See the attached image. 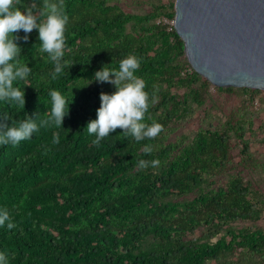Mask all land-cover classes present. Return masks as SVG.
<instances>
[{"label": "trees", "instance_id": "16d2710c", "mask_svg": "<svg viewBox=\"0 0 264 264\" xmlns=\"http://www.w3.org/2000/svg\"><path fill=\"white\" fill-rule=\"evenodd\" d=\"M173 2L64 0L63 61L73 64L55 79L38 30L17 41L19 62L32 72L14 81L25 93L23 108L0 101V122L5 113L17 123L36 114L39 124L50 116L51 91L69 101V115L61 127L0 145V209L16 224L0 227L9 264H264V224L256 223L264 193L255 184L264 182V121H253L264 112L263 90L211 92L162 20H172ZM130 54L140 58L135 75L150 97L144 122L164 131L136 142L117 128L93 145L87 122L96 118L99 94L115 86L94 79L84 85ZM221 95L230 98L223 118ZM183 122L189 126L179 129ZM154 159L159 166L138 169L140 160Z\"/></svg>", "mask_w": 264, "mask_h": 264}, {"label": "clouds", "instance_id": "9594fccd", "mask_svg": "<svg viewBox=\"0 0 264 264\" xmlns=\"http://www.w3.org/2000/svg\"><path fill=\"white\" fill-rule=\"evenodd\" d=\"M68 20L64 0H43L42 5H38L35 0H32L30 5L24 4L23 0H0V101L18 105L21 109L25 104V93L20 87H14V81L26 80L32 68L28 67L26 62L23 64L19 62L21 47L17 41L22 39L27 42L28 34L33 29L38 30L40 50L46 52L54 63L53 79L62 73L65 67L69 68L73 64L63 61ZM20 30L25 33L23 37L14 35ZM139 67L140 58L130 54L120 61L118 69L103 65L94 72V78L84 85L87 86L94 79L98 83L107 82L115 86V91L111 94L105 92L99 94L100 106L96 109V118L87 122L88 134H95L93 145L99 146L101 141L117 128L122 129L125 139L131 137L136 142L155 139L164 131L160 123L144 122L145 114L150 107V97L145 91V81L135 75ZM50 96L52 100L50 116L40 120L39 124L36 114L34 118L26 116L17 123L5 113L3 116L5 122H0V145L16 146L23 140L31 139L41 127L53 124L61 127L63 119L69 115V101L58 91H51ZM8 120H11V124L6 122ZM59 140V133H54L53 144H58ZM152 150L151 145L143 147L146 154H150ZM159 163L158 159L140 160L138 169L157 167ZM5 225L9 230L16 227L7 208L0 209V227ZM0 264H9L8 254L0 252Z\"/></svg>", "mask_w": 264, "mask_h": 264}, {"label": "water", "instance_id": "95a60500", "mask_svg": "<svg viewBox=\"0 0 264 264\" xmlns=\"http://www.w3.org/2000/svg\"><path fill=\"white\" fill-rule=\"evenodd\" d=\"M190 67L213 86L264 90V0H174Z\"/></svg>", "mask_w": 264, "mask_h": 264}, {"label": "rangeland", "instance_id": "374dc122", "mask_svg": "<svg viewBox=\"0 0 264 264\" xmlns=\"http://www.w3.org/2000/svg\"><path fill=\"white\" fill-rule=\"evenodd\" d=\"M121 6H123L125 9L128 8L126 6V4L121 1ZM164 23H170L171 24V21L172 20H166V19H162ZM211 84V83H210ZM213 85L211 84L209 89L211 92H213ZM262 90V89H261ZM264 93V90L261 92V94ZM219 100H221V104H220V109L222 110L221 112L219 111L218 112V115L223 118V114H224V111L227 110V107L229 105V99L230 98H227L225 95H221L218 97ZM255 104V107L258 106V102L256 103V101L254 102ZM253 121L254 123L258 124L259 122L261 121H264V112L262 111L261 113L259 114H256L254 117H253ZM187 123L186 122H183L181 125H180V128L179 129H185L186 127H188L189 125H186ZM178 129V130H179ZM252 148H255V144H252ZM253 178H254V175H253ZM256 186L264 193V182L262 181L261 183H258V182H255ZM256 223L258 224H264V210H263V213L262 215L260 216V218L256 221Z\"/></svg>", "mask_w": 264, "mask_h": 264}]
</instances>
